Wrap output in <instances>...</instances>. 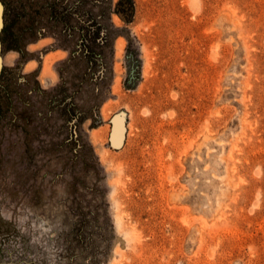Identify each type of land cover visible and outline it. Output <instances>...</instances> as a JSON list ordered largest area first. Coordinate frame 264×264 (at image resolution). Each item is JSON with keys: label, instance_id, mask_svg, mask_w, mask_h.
I'll use <instances>...</instances> for the list:
<instances>
[{"label": "rangeland", "instance_id": "rangeland-1", "mask_svg": "<svg viewBox=\"0 0 264 264\" xmlns=\"http://www.w3.org/2000/svg\"><path fill=\"white\" fill-rule=\"evenodd\" d=\"M0 5V264H264V0Z\"/></svg>", "mask_w": 264, "mask_h": 264}, {"label": "trees", "instance_id": "trees-1", "mask_svg": "<svg viewBox=\"0 0 264 264\" xmlns=\"http://www.w3.org/2000/svg\"><path fill=\"white\" fill-rule=\"evenodd\" d=\"M117 11L125 18V20L129 21V18L131 17V5L128 4L126 7H121V2L117 3Z\"/></svg>", "mask_w": 264, "mask_h": 264}, {"label": "water", "instance_id": "water-1", "mask_svg": "<svg viewBox=\"0 0 264 264\" xmlns=\"http://www.w3.org/2000/svg\"><path fill=\"white\" fill-rule=\"evenodd\" d=\"M1 28H2V13H1V5H0V31H1ZM0 67H1V63H0ZM121 127H122V125H121Z\"/></svg>", "mask_w": 264, "mask_h": 264}, {"label": "bare ground", "instance_id": "bare-ground-1", "mask_svg": "<svg viewBox=\"0 0 264 264\" xmlns=\"http://www.w3.org/2000/svg\"><path fill=\"white\" fill-rule=\"evenodd\" d=\"M0 63H2V57L0 56ZM119 120V119H118ZM117 128H118V126H117ZM119 129V128H118ZM119 133H120V131H119ZM118 132H117V135L115 136L116 138H118L119 139V137H118V134H119ZM115 134H116V132H115ZM115 138V140L117 141L118 139H116ZM119 143V142H118ZM117 143V144H118Z\"/></svg>", "mask_w": 264, "mask_h": 264}]
</instances>
